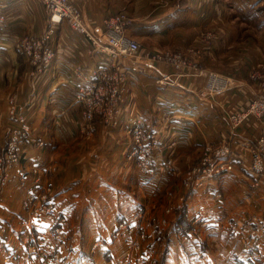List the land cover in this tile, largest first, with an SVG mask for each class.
<instances>
[{
	"label": "crops",
	"instance_id": "1",
	"mask_svg": "<svg viewBox=\"0 0 264 264\" xmlns=\"http://www.w3.org/2000/svg\"><path fill=\"white\" fill-rule=\"evenodd\" d=\"M72 1L80 7L84 21L100 41H103V18L119 10L126 11L131 18L126 32L140 42V50L135 55L115 59L92 45L66 21H49L48 8L40 0H0V11L5 16L0 38V146L5 144L9 129L16 125L7 114L10 95L17 96L18 110L31 126L22 145L20 163L11 169L8 186L0 197V228L5 224L7 231L4 235L0 233V240L7 249L15 251V258L8 264H41L40 258L29 254L27 248L29 243L38 241L36 232L48 228V224L22 210L25 209L22 202L25 193L31 189V179L25 186H20L14 178L28 174V166L38 167L46 174L52 162L59 165L53 176L55 193L51 198L54 205L69 218H73L78 210L86 209L83 223L90 224L88 234L93 233V239H101L111 250L108 253L110 259H117L116 253H112L111 241L127 233L126 228L130 227L132 231L140 226L139 216L144 211L140 200L143 191L152 199L160 192L156 178L127 166L120 155L119 148L126 145L127 130L136 118L151 135L152 152L157 155L166 151L171 141L176 143L175 149L180 156L177 158L184 159L185 153H193L204 143H220L227 139L235 147L231 157L235 167L212 175L200 192L199 189H193V192L207 200L218 198L215 196L218 190L225 192L228 189L240 205L246 202L252 203L254 208L264 209L261 191L264 183L255 184L254 177L247 171L249 146L260 132L264 133V123L251 115L232 128L228 118L230 112L243 108L258 91L249 72L257 65H264V0ZM208 27H214L218 32L211 47H198L202 49L201 60L197 62L199 73L179 76L170 65L153 58L156 52L165 50L185 54L187 48L197 44L198 33ZM46 31L50 33L55 54L41 73L32 75L21 49V39L25 33ZM79 65L82 68L77 72L75 68ZM100 67L108 73L127 72L126 90L113 121L109 125L100 121L95 123L94 132L98 137L89 141L80 134L85 133L82 128L84 118L74 95L80 85L95 78L91 73ZM210 70L230 74L237 85L223 93L199 95L198 90ZM37 141H43L38 145L44 148V153L34 150L40 148L35 146ZM90 145L96 146L90 148ZM99 145H104L103 151L98 150ZM122 149L121 154H124ZM80 151L83 155L77 158ZM86 153L90 155L88 159L98 153L104 155L111 163L108 169L112 164L114 169L118 168L116 178L88 175L86 169L83 173L82 168L88 165V159L83 160ZM156 159L163 161L159 157ZM48 183L52 185L51 181ZM173 183L171 179L169 187L172 191ZM215 200V204H223L221 199ZM203 204L208 205L207 202L198 203L196 211L201 215L205 231L208 227L214 228L212 230L219 236L223 263L231 257L237 258L243 249L240 244L243 238L256 241L264 250V233L246 225L242 226L243 233L232 234L228 224L224 223L222 227V216L214 210L217 205L205 207ZM122 224L126 228L120 227ZM81 236V241L70 246H84ZM129 239L132 240V236ZM179 241L204 248L208 260L216 263L197 231L183 234ZM127 256L131 257L130 264L133 261L139 263V258ZM238 261L264 264V256L258 261Z\"/></svg>",
	"mask_w": 264,
	"mask_h": 264
},
{
	"label": "rangeland",
	"instance_id": "2",
	"mask_svg": "<svg viewBox=\"0 0 264 264\" xmlns=\"http://www.w3.org/2000/svg\"><path fill=\"white\" fill-rule=\"evenodd\" d=\"M78 8L80 9L79 6ZM121 11L126 13L131 21L129 14L126 11L119 10L117 12H121ZM49 19H50V13H49ZM4 21H5V16H4ZM3 25L4 22L2 24V32H3ZM216 32H218V30L214 29V27H210V28L208 27L200 31L196 39L197 44L191 47L198 48L203 45H207L205 49L211 47L217 37ZM208 33L212 35L209 38L207 37ZM214 34L215 37H213ZM26 37H36V38L45 37L47 44L54 51V48L49 40L50 39L49 31H46L42 34L25 33L22 36V39ZM200 58H201V54H199L198 57H196L197 62L201 60ZM27 62L30 66L32 75L39 73L35 69V67L30 63L28 57H27ZM252 69L253 70L258 69L260 71H263L264 65L263 64L257 65ZM252 69L249 72V78L252 82H255L257 84L256 86L258 87V91H257L258 94L259 92L262 91V86L258 80L252 79L250 77V73L251 71H253ZM210 71H214V70H210ZM222 74L231 76L230 74L224 72ZM127 76H128L127 72L125 73L124 71L117 73L116 75L110 76L111 81L113 82L117 81L119 84L118 92L113 96L119 99L118 104L124 98L125 95V90H126L125 82L127 81ZM231 77L233 78V76ZM226 91L227 90L223 92ZM7 104H8V108H7L8 117L10 119H13L16 122V125L12 126L9 129L8 138H6L5 144L3 146H0V197L4 192L5 188L8 186V181H9L8 177H10L9 175L11 174L10 173L11 169L15 165L20 163L22 157V151H23V146H22L23 143H19L18 151L15 154L16 160L12 162L10 165L8 164L10 161V157L7 153L9 135L12 129L19 128L22 125V123H25V125H27V130L25 135L28 133V131L31 128L26 117L22 115L18 110L19 106L17 102V96L15 94H12L7 98ZM10 108L15 109V116L13 117L9 115ZM114 117L115 116L111 118H106L101 113H95L94 118H92L91 122L89 123L92 131L87 132L84 130L85 133L80 131L81 137L89 141L92 140L93 138H97L98 136H96L97 134L96 132H94L95 123L97 125V123H99L100 121L102 123L104 122L105 125H109V123L113 121ZM20 118H23V121H20ZM259 120L264 123L263 119L260 118ZM142 128H143L142 134L143 136L145 135L147 139L146 141L147 144L144 146L147 147L149 146L148 154L146 157L147 158L150 157L152 161L159 157V159L163 161L158 162L157 161L158 159H156L155 161L157 162L155 166L153 168L151 167L152 169L149 171H144L146 170L145 168L146 162L140 159L138 156L140 145L141 146L143 145L140 143V141L137 140L136 135L132 132H129V130H127L128 136H126L125 138L126 145L123 147V149L122 147L119 148L120 155H123V160L125 159L127 166H131L136 171L138 170L142 174H147V175L151 174L152 178H156L158 180L157 185L160 188V192H158L155 198L152 199L147 196L146 192L143 191L144 195L142 198L140 197V200L142 202L144 211L142 215L139 216L140 226H138L137 229L130 231L129 230L130 227L127 226L128 228H126L124 224L120 226L122 228H126L128 232L116 236V239L114 241H111V243H113L111 245L112 253L113 254L116 253L114 255L117 256V259H113L112 257L110 259V255L108 253L111 252V250L107 248L106 244L101 239L98 238L93 239L92 237L93 233L88 234V231L90 230V224L83 223V219H86L84 218L86 209H84L83 211L78 210L73 218L72 217L69 218L68 215L63 214L52 202L53 200L51 196L54 195L55 193L53 176H55V174L59 169V165L57 164V162L56 163L52 162L50 166L48 165V172L46 174H44V172L41 171L38 167L28 166L26 167V170H28V174H23V175L19 174L18 176H15L14 179H16L17 184L20 186H25L27 183H29L30 179L32 181L29 183L31 189H29L25 193L24 199L22 201L23 206L25 207V209L23 208L22 210H24L26 214H30L35 219L41 221L44 220L48 224V228L41 229L36 232L37 233L36 237H38V241L36 243H29L30 245H28L27 248L29 254L35 255L38 258H40L41 264H43V262L44 264L45 263L46 264H102V263L130 264L129 259H131V257L127 256V254L130 256L133 255L134 257L132 259H134L135 257L136 259L139 258V263L136 264H242L241 262L238 261L239 259L238 257H237L238 259L231 257L230 261L226 263L222 262L223 258L221 256V252L223 250L222 248L223 245L218 240L219 236H217V233L214 230H212L214 228L208 227V231H205V229L202 227L204 222L202 221L199 212L196 211L198 207V203L207 202L208 205L203 204L205 207H209L211 205L215 207V205H217L214 208V210L219 212L222 216V224H223L222 227L224 226V223L228 224V226L230 227L229 230L232 231V234L238 231L239 232L241 231L243 233L245 229L242 226L245 227L254 226L253 229L257 228L258 230H260V234L264 233V231L260 228L259 225H256L252 222L253 217L264 218V209L260 207L254 208L252 203L248 204L245 202L243 205H240V203L236 201V199H233L234 194L231 193L230 190L228 189H225L226 190L225 192L222 190H218V192L215 195L218 198L211 197L210 198L211 200L208 198L207 200L204 198L201 199V196L198 195L199 194L198 192L197 193L193 192V189H197V190L199 189L198 191L200 192L201 191L200 188L203 187L206 183L205 181H207L208 178L212 177L211 174L203 181L202 184L199 183L200 180L198 179L199 176L198 167H201L203 165L202 161L208 158L204 155V151H203L204 149H206V146H209L211 152H213L215 149L220 148L222 144L227 145L229 143L228 146L230 147V150L234 152L235 147L234 148L232 147L233 144L231 145V143L227 139L221 141L220 143H209V142L204 143L200 148H198V150H195L193 153L191 152L185 153V155L183 156L184 159H179L177 158L180 156L176 152L175 141L169 142L168 145L166 146L167 148L166 151L163 152L161 151V154L159 152V155H157L155 152H152L153 147H152V143L150 142L151 135L148 132H146L143 123H142ZM260 133L261 134L257 135L256 139L254 140V143H252L253 145L249 146L250 155H249L248 163L250 162V160L253 159L254 155L256 154L255 150H256V142L258 137L264 136L263 132ZM25 135L23 136L22 142L25 140ZM41 143H43V141L42 142L37 141V144L35 146L40 147L39 145H41ZM90 146H91L90 148H92L95 147L96 145L95 146L90 145ZM41 148L42 147L38 149L35 148L34 150L37 152L44 153L43 150L44 148L42 149ZM103 148L104 145H99L98 150L103 151ZM121 149L122 151L124 150V154H121L122 153ZM81 153H82L81 151L77 152V158L83 155V153L82 154ZM89 156L90 155H87L86 153V157L83 160L86 161L88 159L87 157ZM86 162H88V165H85L82 168L84 169L83 173L86 172L87 170L88 175L94 174V176L96 175L97 177H102L105 179H108V177L116 178L117 176L118 168L114 169L113 168L114 164H112L110 169H108L107 166L111 163L107 160V158L104 155L100 156L99 153L96 157L92 155V157H90ZM234 167L235 165H233L231 170ZM240 170L241 169L238 168L239 173H241ZM224 172L225 170H222L220 173L217 174L219 175ZM164 175H166L167 177H165ZM262 178H264V175L262 176ZM171 179H173V181L175 182L173 183V191L169 187V183ZM50 181L52 182V185L48 183ZM92 182L94 183V181H91V183ZM164 182H166L165 185H163ZM83 187L84 186L82 185V188ZM261 191L264 193V188H262ZM261 195L263 196V194H260V196ZM215 199H221L223 201V204L220 206L218 204H215L214 203L216 202ZM44 203H48L51 207H53L50 213H48L49 211L47 210L45 211V209H43ZM230 216H232L231 219H229ZM183 221H187V222L184 223ZM182 227H188L187 229L188 231L185 234H187L189 231L192 232L197 231L198 233H200V236L204 238L205 249L208 250L209 254L214 256V258L216 259V263L212 262L211 259L208 260V256L206 255L207 251H205L204 248L200 249L198 248L199 246L193 245V243H188L187 241H186V245L180 243L179 240L183 237V234L180 233L179 228L182 229ZM5 230H6V225L4 224V227L0 228V233H3V235L7 234V231ZM50 231L51 233L59 232L61 234V239L54 240V244H56L54 245V250L59 254L58 261H55L49 253L47 254L43 253V250L45 249V244L48 241L46 235ZM129 233H131L132 240L129 239L131 238ZM80 236L83 242L85 243V245L71 247L70 245H72L76 241L77 243L78 240L81 241ZM249 240L243 238L242 241L240 242L241 247L243 246L244 248V246L249 245V243L252 242ZM0 244H1L0 264H8L10 263L11 259L15 258V251H13L12 249H7L2 239L0 240ZM260 248L262 249L261 246ZM262 251L263 252L261 253L260 259L263 258L264 256V250L262 249ZM222 254H226V253H222ZM89 255L91 257H89ZM102 256L103 258H100ZM144 256H147L146 260ZM102 259H104V261H102ZM109 260H111L110 263ZM132 264H134V261L132 262Z\"/></svg>",
	"mask_w": 264,
	"mask_h": 264
},
{
	"label": "built area",
	"instance_id": "3",
	"mask_svg": "<svg viewBox=\"0 0 264 264\" xmlns=\"http://www.w3.org/2000/svg\"><path fill=\"white\" fill-rule=\"evenodd\" d=\"M41 2L47 6L50 13V21L52 23L61 19L67 21L74 30L84 34L92 45L109 53L110 56L115 59L122 55H135L140 50V43L138 40L131 37L126 32V27L130 23V19L123 11L113 13L103 18L101 33L103 41H100L93 29L84 21L81 10L72 0H41ZM3 22L4 16L0 12V38L2 35ZM211 36L212 35L209 33L207 34L208 38ZM213 37H215V34ZM205 47H207V45H204L203 48L205 49ZM21 49L39 73L51 62L55 54L52 48L47 44L45 37L23 38L21 41ZM201 52L202 49L196 47L188 48L185 54L165 50L156 52L153 58L157 61L167 63L177 72V75L181 76L187 73L200 72L198 71L196 57H198ZM81 68V65H79L75 68V71L80 72ZM120 72L123 71L116 70L113 73H108L105 68L100 67L91 73V75L95 77L94 79H89L88 82L83 83L77 88L74 101L81 107L84 118V123L82 124L83 130L87 132L92 131L89 123L92 118H94L95 113H101L106 118H111L116 113L119 99L113 96L118 92L119 84L117 81H111L110 76ZM250 77L260 82L262 91L251 99L245 107L228 114L232 128L241 125L246 118L251 115L261 118L264 121V70L260 71L254 69L251 71ZM161 80L162 79H160V81ZM236 85V81L231 76L224 75L217 71H208L203 86L198 90V94L201 96L214 95L233 88ZM9 115L11 117L15 116L14 108L9 109ZM20 121H23V118H20ZM26 130L27 125L22 123L19 128L12 129L9 135L7 147V153L10 157L9 165L16 160L15 154L18 151V144L24 142H22V139ZM128 130L134 133L137 140L143 145H140L138 156L146 162V170L144 171L151 170L157 161H155V159L152 161L150 157H146L149 146H144L147 144V139L145 135L143 136L142 134V121L138 118L134 119L129 125ZM228 144H222L220 148L215 149L213 152H211L209 146H206V149L203 150L204 155L208 158L202 161L203 165L201 167H198V179L200 180V184L211 174L220 173L222 170H230L233 167L234 162L231 158L232 151ZM255 152L256 154L253 159L247 164V171L254 177L255 184H260L264 183V178H262L264 175V136L258 137ZM43 209L50 213L53 207L48 203H44ZM252 222L259 225L264 231V218L253 217ZM46 238L48 241L45 244L43 253H49L55 261H58L59 254L54 250V245H56L54 244V240L61 239V234L59 232L51 233L50 231L46 235ZM262 252L259 244L256 241H252L249 245L244 246L237 257L240 260L258 261ZM144 258L146 260L147 256H144Z\"/></svg>",
	"mask_w": 264,
	"mask_h": 264
},
{
	"label": "trees",
	"instance_id": "4",
	"mask_svg": "<svg viewBox=\"0 0 264 264\" xmlns=\"http://www.w3.org/2000/svg\"><path fill=\"white\" fill-rule=\"evenodd\" d=\"M183 222L186 223L187 221H183ZM187 229L188 227H182V229L179 228L181 234H185L188 231Z\"/></svg>",
	"mask_w": 264,
	"mask_h": 264
}]
</instances>
